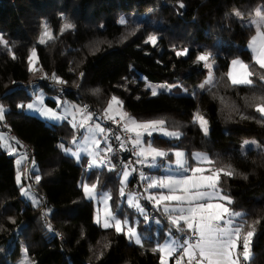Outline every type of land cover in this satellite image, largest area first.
<instances>
[{
  "label": "trees",
  "instance_id": "trees-1",
  "mask_svg": "<svg viewBox=\"0 0 264 264\" xmlns=\"http://www.w3.org/2000/svg\"><path fill=\"white\" fill-rule=\"evenodd\" d=\"M257 5L264 7V0H0V38L6 42L0 43V104L6 106L2 126L30 148L27 161L35 165L34 171L23 172L24 164L15 168L13 157L0 150V264L5 256L13 257L18 244L31 258L28 264H158V254L150 247L154 242L143 235L142 223L135 227L141 239L136 244L92 221L82 183L95 184L97 191L107 189L118 218L131 220L136 213L122 203L117 207L112 171L104 166L85 171L84 157L75 163L60 152L58 145H65L62 124H45L16 108L17 100L28 99L23 89L31 80L98 116L116 96L137 122L164 121L163 128L181 133L179 138L144 137L169 153L166 160L174 150L186 155L200 151L212 160L209 168L232 170L231 177L221 174L219 188L232 200L228 207L243 214L237 221L245 223L243 231L254 227L250 259L244 264H264V117L255 111L264 102V70L243 48L253 33L245 22ZM61 14L74 25L62 35L66 21ZM45 25L55 39L40 44ZM149 36L157 37L155 46L146 43ZM34 48L38 63L30 72L28 57ZM184 49L187 55H176ZM201 54L210 57L213 79L198 89L207 72L204 62L196 60ZM236 58L255 73L251 86L228 81L227 65ZM53 73L66 83H55ZM143 80L172 85L173 92L150 96ZM45 103L54 104L49 99ZM197 113L208 121L207 135L193 122ZM241 138L253 139L254 146L240 149ZM107 159L116 171L121 162L135 158L117 159L110 151ZM158 169L159 164L147 172ZM15 171L21 173L18 185ZM133 184L131 176L128 185ZM23 185L36 204L19 197ZM165 225L155 232L158 244ZM149 230L151 235L154 226ZM173 261L169 257L167 264Z\"/></svg>",
  "mask_w": 264,
  "mask_h": 264
},
{
  "label": "snow or ice",
  "instance_id": "snow-or-ice-1",
  "mask_svg": "<svg viewBox=\"0 0 264 264\" xmlns=\"http://www.w3.org/2000/svg\"><path fill=\"white\" fill-rule=\"evenodd\" d=\"M183 7V4L180 5ZM255 17L259 18L258 20H252L246 24L247 27L256 25V34L252 36L249 42V47L253 52V60L260 69H264V7H257L254 11ZM62 18L66 21L63 24V27L60 29V34L62 35L65 31H70L74 28V25L71 22H67V17ZM235 15L243 19L242 14L237 11ZM121 24L125 23L124 19L119 21ZM45 30L41 34L39 40L40 44H46L48 40L55 39L52 31L48 28L47 25L44 26ZM47 37V40L45 39ZM157 37L149 36L146 43H152L154 46L156 44ZM0 43L6 42L0 38ZM188 49L182 51H177V56H184L188 54ZM15 59V55L12 57ZM209 55L201 54L196 57L198 62H204V66L209 68L210 73L208 79L200 87L204 88L205 84H210L212 82L211 69L212 64L207 63L209 60ZM29 61V71L34 70V64L38 63V57L35 48L32 49L31 54L28 57ZM81 77L84 76V73L80 74ZM255 73L250 69L249 64L240 60L239 58L233 59L231 61V67L227 76L231 81L233 86L239 85H249L251 86L254 81L252 77ZM43 78H47L46 76ZM51 79L57 84L66 83L64 80L60 79L56 73H53ZM261 79L264 80V75L261 76ZM98 91V90H97ZM157 92L155 89L152 90V95H156ZM117 106L118 108L123 107V102L119 100L116 96H112L111 100L108 102V106L104 109L105 119H111L114 123L116 122L115 116L110 115L109 113L113 107ZM29 109L35 108V104H28ZM67 111V110H66ZM77 111L83 113L87 111V106L83 109H77ZM255 111L260 113L261 116H264V102L257 104ZM5 110L0 107V119H3ZM48 114V113H45ZM52 116H55V113H51ZM121 120L125 118L128 119V122L124 124L123 131L128 133H134L135 138L130 139L132 144L133 155L137 157V163H140L143 166L149 168L158 167V158L163 159L168 156L169 153L160 150L152 145L149 141L148 146L144 147V142L142 140L143 135L147 134L151 136L153 132L161 131L163 135L169 137L179 138L181 135L180 132L167 131L163 128L164 121H148V122H137L136 120L128 117L126 112L120 114ZM246 118V117H242ZM92 119V115L89 113L84 120L81 122L80 127H84L85 124ZM193 122H198L201 130L207 135L208 121L199 113L193 117ZM95 130L101 134L106 132L104 127H101L99 123L95 125ZM143 130V131H141ZM87 131L92 134V143L99 146L100 141L95 139V133L92 128H88ZM115 136L116 140H120L119 136H116L115 133L112 134ZM88 137H85L87 139ZM247 143V142H245ZM63 148L64 146L61 145ZM121 149H124L123 142L120 145ZM107 151H112L109 147ZM66 154L69 152L68 149H65ZM76 155L77 153H72ZM173 155L176 157L175 160V175H168L161 178H148L142 174V179L147 180V189H161L166 190L161 191L159 194H149L148 200L154 202V207L158 210L162 203L165 202H176L179 207H163V213L168 215L169 221L172 225H175L179 231H187L192 234V237H195L193 241L192 237L180 241H172L168 244L160 246L157 251L160 252V264H166L165 257H172L175 259V264H184L185 260L187 264H241V257L244 261L250 259V243L251 238L254 236V227L252 230L246 232L243 231L245 223H235L238 217H242V213L231 210L229 207H226L224 203H214V199L224 201L227 204H231L232 200L230 197L222 195L219 184L221 174L231 177L234 172L232 170H225L224 168L218 169H205L202 167H191L188 164V159L185 157L183 152H175ZM192 159L197 161V164H212V160L203 154H193ZM94 163V162H93ZM191 175H187L188 173ZM208 174H205V173ZM123 179L120 180L121 185H124L128 181V176L130 175L127 167L122 171ZM37 181L39 176L36 177ZM20 176H17V181L19 182ZM96 188L95 184L89 186L85 183L83 189L86 195L90 198ZM179 193V194H177ZM121 194L123 195V188H121ZM132 201L129 202V207L132 206ZM187 204L188 207L182 205ZM135 207L143 214V209L139 204H136ZM147 218V217H146ZM183 221V225H181ZM99 219L97 223H99ZM259 222V221H257ZM114 225L115 231L120 234L124 232V228L128 225V219L125 218L123 221L114 217L111 213L106 214V219L103 226L105 228L112 227ZM124 234L128 239L135 240L137 244L141 242L140 236L137 234L135 228L127 227V231ZM242 244V251L237 252L238 245ZM178 249L179 255H175Z\"/></svg>",
  "mask_w": 264,
  "mask_h": 264
},
{
  "label": "rangeland",
  "instance_id": "rangeland-1",
  "mask_svg": "<svg viewBox=\"0 0 264 264\" xmlns=\"http://www.w3.org/2000/svg\"><path fill=\"white\" fill-rule=\"evenodd\" d=\"M257 7H260V5H257L253 9L252 17L248 21H246L245 24H247L248 22H250L254 19L255 20L259 19V18L255 17V14H254V11ZM251 27L253 29V33L243 48H245L247 50V52L249 53L251 61L254 63L253 52H252V49L249 47V42H250V39L252 38V36H254L256 34V27L257 26L252 25ZM262 30H264V26H262ZM30 54H31V51L29 52V55ZM232 60H230L228 65H227L226 76H227V73L229 72V69L231 67V61ZM205 68L207 69V72H206L204 78L202 79V81L197 84L196 88H198V89L201 88L200 86L202 84H204V82L209 77V73H210L209 68H207V67H205ZM227 78H228V76H227ZM31 81L23 89V93L28 96V99L26 101H23V102H19L17 100L15 103L16 108L21 110L23 113H25L27 115H30V116H33V117L39 119V120H42L45 124H62L64 129H65V130H63V132L65 134V136H64L65 137L64 138L65 145H63L64 147L62 148L61 147L62 144H59L58 148H59L60 152L71 157L75 163H79L80 158L84 157L86 159L85 164H87V166L89 168H100L102 166L103 161L106 160L105 166L103 168L105 170L112 171L114 173V177L116 179V194L118 196V201H116L117 207H118V205L120 206L122 203L126 207H128L129 209L131 208L136 213V214L132 215L131 220L128 217L118 218V216L115 214V211H112L110 208V205H109L110 194L108 195L109 192L107 191V189H106V191L108 193L105 190L104 191H97L95 189L91 198H90L88 195L85 194L84 189H83L84 183H82L81 184V190H82L83 198L85 200H89L91 202V207H92L91 218H92V221L95 224H98L101 228H105L103 226V224H104V221L106 219V214H108V213H111L114 217L121 219V221H123L125 218H127L128 219V225L124 228V232L127 231V227L135 228L137 226L138 222L142 223L144 225V227L146 228L145 234H143V235L144 236L147 235L149 238H151L150 240H153V242H154L152 245H150L149 243L147 245H150V247H152V250L156 251V253L158 254V258H157L158 264H160V252L157 251V249L160 246L168 244L172 241L182 242L184 239H186L184 236V233L186 231L180 232L175 225H172L170 223L168 215L163 213V207L167 206V207L171 208V207H179L181 205H178L176 202H165V203L161 204L159 210L156 207H154V202H151L148 200V198H147L148 195L149 194H159L161 191H164L166 193V190L148 189L146 191L147 180L142 179V174L148 178H161V177H165L168 175H175V173H176V169H175L176 157L173 155V153H175L177 151L184 153V151H181V150L172 151L171 152L172 157H171V160H169V161L166 160L165 158L164 159L158 158L157 163L159 164V169L157 172L139 173L138 174V180H139V182H142L144 184V189H142V190L138 189L136 187V184H133L132 186H130V185H128V182L132 176L133 171L137 170L138 167H141L143 165H141L140 163H137V157L135 158V156H134L135 159L133 160V163L127 162V161L121 162L119 167H117V170L113 171L114 165H112L111 161L107 159L108 154H109V151H107V149L109 148V145H108V140L106 138V135H105V133L101 134L95 130V125L97 123H99L101 125V127H103V125L100 122V116L101 117L105 116L104 115V109L107 108L108 103L99 116L93 115L90 113L92 115V119L89 120L85 124V126L82 128V127H80V124L84 120V118L89 114L88 111L83 112V113L77 111V109H83V106L79 105L78 103L72 102V101L64 100L57 93L46 92L44 89L37 87L36 84L34 82H31ZM228 81L231 83L229 78H228ZM262 83L264 85V80H262ZM205 85H207V84H205ZM142 86L149 91L150 96H153L152 95L153 89L156 90L157 94L158 93L170 94L173 92L172 91V89H173L172 85L166 84L164 82H149V81L143 80ZM46 99L51 100L54 103L53 106L47 105L45 103ZM28 104H35V108L29 109L27 107ZM0 107H2L4 110H6V106H3L0 104ZM124 112L125 111L123 109L118 108L117 106L114 105L113 109L111 110V112L109 114L115 116V119L120 120L121 122H124V124H125L128 122V119L125 118L124 120H121V118H120V114L124 113ZM45 113H48V114H45ZM51 113H55V116H52ZM128 117L132 118L131 116H128ZM1 123H2V119H0V150L5 152V154L7 156L13 157V163H14L15 168L24 164L23 172H25L27 170L34 171L35 165H34L33 161L32 160L27 161V157L25 155L24 150L21 149V145L12 136L8 135V132L1 125ZM197 124L200 128V125L198 122H197ZM88 128H92L94 130L95 139L100 141L99 146H97L91 142L92 141V134L87 131ZM200 130H201V128H200ZM141 131H143V130H141ZM167 131H169V130H167ZM170 132H172V131H170ZM129 135H131L130 138H132V139L135 138L134 133H132V134L129 133ZM152 135H156L159 137L172 138V137L163 135L161 131L153 132ZM151 136H148L147 134H145V135H143L142 140H144V137H148V140H149ZM85 137H88V138L85 139ZM245 142H247V143H245ZM239 144H240V149H244L245 147H253L254 141L251 138H241L239 141ZM147 146H148V143L147 142H146V144L144 143V147H147ZM65 149L69 150V152L67 154L65 152ZM163 151H165V150H163ZM72 153H77V154L73 155ZM196 153L205 155L204 153H202L200 151H191L190 153H188V155H186L184 153L185 157L188 159V164L191 167L199 166V167H202L205 169H209V166L207 163L197 164V161L192 159L193 154H196ZM102 157H104V160L101 159ZM125 167H127L130 175L128 176V181L124 185H121L120 180L123 179L122 171ZM84 168H87V167H84ZM205 174H208V173L206 172ZM18 175L20 176L21 173L18 171H15L14 180H15L16 185L20 184V180H19V182L17 181ZM187 175H191V173L189 172ZM89 186H91V185H89ZM121 188H123V195L121 194ZM177 194H179V193H177ZM18 195H19V197L29 201L31 204L37 203L36 197L32 194L31 190L29 188H27L26 185H23L19 188ZM130 200L133 202L131 207H129ZM212 202L224 203L225 206L228 207V204L226 202L220 201L218 199H214ZM136 204H139L140 207L143 209V214L135 207ZM182 206L188 207L187 204H184ZM157 210H158V212H161V214L156 212ZM163 214H164V217L166 216L165 218L163 217ZM98 219L100 221L99 223H97ZM139 219H140V221H139ZM237 221H238V218L236 219L235 223H238ZM164 223L166 224L165 228L163 229L164 237L162 238L161 242L158 244V241L156 240L155 232ZM150 224L153 225L155 228L154 232L151 235H149L150 234V230H149ZM181 225H183V221H181ZM109 228H112L113 230H115L114 225L112 227H109ZM124 232H122V233L124 234ZM124 236L126 238H128L125 234H124ZM131 241L133 243H136L135 240H131ZM240 247H241V249L237 250V252L242 251V244H240ZM179 251L180 250L178 249L177 254H179ZM168 258L169 257H167V256L165 257L166 264L168 263ZM5 259H6L5 264H28L29 263L28 261L31 260V258L25 253L24 249L21 247L20 244L17 245V249H16L15 254H13V257L11 259H9L8 256H5ZM244 263H245V261L241 257V264H244Z\"/></svg>",
  "mask_w": 264,
  "mask_h": 264
},
{
  "label": "built area",
  "instance_id": "built-area-1",
  "mask_svg": "<svg viewBox=\"0 0 264 264\" xmlns=\"http://www.w3.org/2000/svg\"><path fill=\"white\" fill-rule=\"evenodd\" d=\"M101 124L103 127L106 129L105 135L108 140V145L112 149V153L117 159H120L122 157H127V156H134L132 152V145L129 142L130 141V135L127 131H123V123L120 120H116L114 123L111 119H105L104 117L100 116ZM1 125H4L2 122ZM115 133L116 136H119L121 139L116 140L115 136L112 134ZM9 135V133H8ZM123 142L124 144V149H121L120 145ZM21 149L24 150L26 157H28L31 154L30 148L21 145ZM133 163V162H132ZM156 168H149L146 166H141L138 167L137 170L133 171L132 176L135 181L136 187L140 190L144 189V184L142 182H139L138 180V174L139 173H146L147 171H154ZM138 172V173H137ZM192 237V234L190 232H187L185 235V238ZM193 241L195 240V237H192ZM177 254H174V256ZM172 264H175V259L172 262Z\"/></svg>",
  "mask_w": 264,
  "mask_h": 264
},
{
  "label": "crops",
  "instance_id": "crops-1",
  "mask_svg": "<svg viewBox=\"0 0 264 264\" xmlns=\"http://www.w3.org/2000/svg\"><path fill=\"white\" fill-rule=\"evenodd\" d=\"M105 117V116H104ZM123 123V126H124V122H122ZM131 136V135H130ZM130 139H132V138H130ZM143 142L146 144V142L143 140ZM135 158H136V156H135ZM101 159H103L104 160V157H102ZM85 162H86V159H85ZM102 162V161H101ZM105 163H106V160L105 161H103V163H102V166H105ZM85 166L84 167H87V168H84L85 169V171L86 170H88L89 169V167L87 166V164H84ZM21 166V165H20ZM151 173V172H150ZM186 235V232L184 233V236ZM175 254H177V253H175ZM177 255H179V254H177ZM186 261V260H185ZM187 262V261H186Z\"/></svg>",
  "mask_w": 264,
  "mask_h": 264
}]
</instances>
